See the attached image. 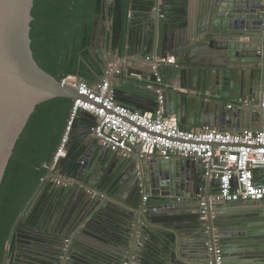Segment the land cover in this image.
Returning <instances> with one entry per match:
<instances>
[{
	"label": "water",
	"instance_id": "1",
	"mask_svg": "<svg viewBox=\"0 0 264 264\" xmlns=\"http://www.w3.org/2000/svg\"><path fill=\"white\" fill-rule=\"evenodd\" d=\"M34 1L0 0V184L15 144L35 108L58 98L72 103L79 98L72 85H62V81L43 71L33 58L30 25ZM104 1L109 6L114 0ZM149 2L150 36L134 48L130 45L127 55L121 58L118 52L111 56L108 53L112 22L107 10L103 20L106 43L101 47L97 45L95 23L89 52L97 70L82 57L79 59L90 73L91 83L106 82L114 102L133 112H153L161 97L164 116L173 117L182 128L259 130L264 83V0ZM98 19L102 17H95ZM169 56L174 59L173 65L154 62L155 58ZM152 68L160 86L153 82ZM75 80L78 84L84 82L82 77ZM164 86H178L187 93ZM159 89L161 92L157 93ZM238 101H247L249 105L241 107L236 104ZM81 119L92 124L96 120L78 111L77 120ZM78 149L82 152L77 159L63 162L60 158L50 173L77 182L75 188L63 189L62 194L67 198L80 197L79 185L102 195L111 190L121 195L118 194L115 203L108 202V196L104 203L98 201L95 220L88 222V225H101L96 219L102 215L108 217L105 211L112 206V216L120 219L117 226L126 231V249L105 244L122 253L108 264H120L127 252L130 264H144L140 256L149 251V245L157 244L166 254L158 257L160 260L213 264L207 244L211 245L214 237L219 240L223 264H233V256L264 264V201L211 204L208 198L217 191L218 181L207 182V188L200 194L199 161L141 157L139 146L133 148L129 157H120L97 147L88 138H84ZM57 192H60L58 188L52 186L51 193ZM118 202L132 208V212L120 207ZM31 208L32 203L25 216ZM252 218L257 222L253 232L242 224ZM105 230L112 233L109 228ZM83 233L68 239L60 232L48 239L49 245L59 250L55 264L84 263L81 257L86 247L78 243ZM5 252L4 264H13L9 242ZM170 254L174 256L172 260ZM85 259L92 261V256L86 254Z\"/></svg>",
	"mask_w": 264,
	"mask_h": 264
},
{
	"label": "trees",
	"instance_id": "2",
	"mask_svg": "<svg viewBox=\"0 0 264 264\" xmlns=\"http://www.w3.org/2000/svg\"><path fill=\"white\" fill-rule=\"evenodd\" d=\"M147 1L140 2L137 8L145 10L150 3ZM129 2L130 0H114L107 6L104 0H35L31 11L33 22L30 25L34 60L43 71L59 82L68 77H82L84 82L91 83L92 77L79 59L82 57L97 70L89 52L95 17L104 18L107 10L112 22V50H121L128 36L133 46L136 39L132 32L128 35L127 31ZM71 107L72 102L65 98L38 105L15 144L0 184V264H4L8 242L12 257L16 251L18 256H25L24 248L31 246L34 247L32 253L35 255L34 259H30L31 263L55 264L57 261L55 256L59 254V250L49 245V240L42 231L43 225L50 219L54 208L53 198L57 193L52 194L51 184L41 180L48 173L47 167L60 143ZM82 121L89 123L86 119ZM76 122L77 119L73 128ZM72 133L73 130L63 162L74 161L82 152L77 143H72ZM40 191L41 196L25 216ZM102 216L97 218V222L101 224L99 227L88 228L89 235L115 245L127 244L126 231L117 226L119 219L112 215ZM107 228L112 233L105 232ZM148 252L141 255L142 262H149ZM85 255L86 253L81 257L83 264H91L85 261Z\"/></svg>",
	"mask_w": 264,
	"mask_h": 264
},
{
	"label": "built area",
	"instance_id": "3",
	"mask_svg": "<svg viewBox=\"0 0 264 264\" xmlns=\"http://www.w3.org/2000/svg\"><path fill=\"white\" fill-rule=\"evenodd\" d=\"M154 62L158 65H173L174 59L155 58ZM154 69L151 70L152 79L159 85L160 80ZM70 82L66 78L62 85H72L79 98L72 103L60 143L50 166L47 167L48 173L41 182L58 189L77 186L74 179L53 177L50 172L60 158L66 157L77 112L83 111L96 119L90 128L91 139L100 148L110 150L117 156L127 158L133 153V148L139 146L141 157L199 161L203 179L206 182L218 181L217 191L208 198L211 204L264 201V83L259 130L223 131L207 127L189 130L180 127L173 117L164 116L161 97L158 98L153 112H133L114 102L106 82L101 85L87 82L78 84L75 79ZM164 87L187 93L178 87ZM160 92L161 89L157 90V93ZM236 104L241 107L249 105L247 101H238ZM79 188L88 196L99 194L82 185ZM199 192L201 194L203 189L200 188ZM145 201L146 198H143L142 202ZM200 204L204 206L203 201ZM207 248L213 254V264H223L218 238L214 237L212 244H207Z\"/></svg>",
	"mask_w": 264,
	"mask_h": 264
},
{
	"label": "crops",
	"instance_id": "4",
	"mask_svg": "<svg viewBox=\"0 0 264 264\" xmlns=\"http://www.w3.org/2000/svg\"><path fill=\"white\" fill-rule=\"evenodd\" d=\"M140 2L147 3L148 1L147 0H130L129 2L127 31H128V35L130 32H132V36L134 35V39H136L134 45L132 46L130 44V41L128 40L130 36H128L121 50L120 49L112 50V48L107 47L108 53H110V56L114 52H118V58L119 57L121 58L127 55V49L130 45L134 48L135 45H138L142 41V39L150 36V30L152 28L151 21L148 16V13L150 12V10L147 8L145 10H140L139 8H137ZM103 20L104 18L102 17L101 20L98 19L96 22H97V25H99V28L103 29L106 33L107 32L106 24L105 22H103ZM100 34L102 33H100L99 31L98 36H97V40L99 43L101 41ZM98 46L101 47L102 45L100 44ZM168 58H172V57L169 56ZM109 59L112 60V57H109ZM127 64L129 66L131 65L129 63ZM112 66L113 64H111V67ZM74 79L75 77H68V80L71 82H73ZM135 79H138V78H135ZM87 83H90V82H87ZM90 84H93V83H90ZM227 102L235 103L232 101H227ZM88 122L89 123L83 122L82 119L77 120L74 128H72L73 130V133L71 136L73 140L72 143L73 144L77 143L78 147L80 146V143L84 141V138L86 139L88 138L89 140H92L90 137V128L93 124L90 121ZM183 128L186 130H189V129L196 128V126H193L192 128H188V127H183ZM96 146L99 147L97 144ZM57 177H60V176H57ZM200 188H202L203 191L205 190V188H207V182L203 179L202 172H201ZM58 190L60 192H57V194L53 198L54 208L50 215V219L42 227L43 235L47 237V235H50V231H52V234L54 236L59 235V233L62 232V235L66 236V238L69 239V238H72L73 235L77 233L79 234L80 232L83 231L84 235H80L78 237V243L86 247L84 249V252L86 254H88L89 256H92V261H89L91 264H108L110 260L114 258L115 255H119V256L122 255V253L118 252L117 249H115L114 247L106 246L110 244L115 245L112 242L97 239L95 237L90 236L88 233L89 231L88 228L99 227L98 225H95V224L88 225V222L95 220L96 214L94 213V210H96L95 207H96L97 202L100 200L99 201L100 203H104L108 196L107 201L110 203H115V201L117 200L118 194H119L118 191L111 190L110 193H103L102 195L103 197L100 194H96V196H88L85 193L81 192L80 193L81 199H80V197L78 198L74 195L72 197L67 198L66 196L62 194L63 189H58ZM41 194H42V191H40L38 195L35 197V199L32 202V207L34 203L36 202V200L39 199ZM119 206L122 207L123 209L126 208L128 212H132V208L130 207L127 208L128 206L126 205H122L121 203H119ZM111 210H114L112 206L110 207V210L108 209L105 211L110 217L112 215ZM142 224H144V227H146L145 221H142ZM100 228L102 229V227ZM191 238L192 236H189V239ZM127 245L128 243L120 244L119 246L126 249ZM129 245H130V242H129ZM158 246L159 244H157L156 246L149 245V249L152 248L148 252L149 262L145 263L143 261L144 264H177V263H174L173 261L172 263L167 262L169 261L168 258H167V261L160 260L158 257L160 256L166 257L164 256L166 254L164 253L163 250H160ZM24 249L26 251L25 256H20V255L18 256L17 251L14 253V256H13L14 263L13 264H33L30 262V259L32 258L34 259L35 257V255L32 253V251H34V247L32 248L31 246H29V247H25ZM125 256L126 258H124V260L120 264H124V263L130 264L127 258L128 252L125 254ZM170 256L172 260L174 256H172V254H170ZM140 258L142 259V256H140ZM231 260L233 264H259L257 260L248 258V257L233 256ZM184 262L186 264H196L195 261L187 262L184 260Z\"/></svg>",
	"mask_w": 264,
	"mask_h": 264
},
{
	"label": "flooded vegetation",
	"instance_id": "5",
	"mask_svg": "<svg viewBox=\"0 0 264 264\" xmlns=\"http://www.w3.org/2000/svg\"><path fill=\"white\" fill-rule=\"evenodd\" d=\"M96 29L98 30V32L100 31V33H102V34H100L101 35L100 43L98 42V40H96L97 41V45H100V44L103 45V43L105 44L106 43V41H105L106 40L105 31L103 29L99 28V25H97V23H96ZM242 224H243V227L248 229V231L253 232V231L256 230V229H254V227L257 224V222H256V220L254 218L248 219V220L244 221ZM244 232L247 233V230L244 231ZM47 237H48V239H51L52 237H54V235L52 234V231H50V235H47Z\"/></svg>",
	"mask_w": 264,
	"mask_h": 264
},
{
	"label": "rangeland",
	"instance_id": "6",
	"mask_svg": "<svg viewBox=\"0 0 264 264\" xmlns=\"http://www.w3.org/2000/svg\"><path fill=\"white\" fill-rule=\"evenodd\" d=\"M66 158V157H65ZM65 158H62V159H65Z\"/></svg>",
	"mask_w": 264,
	"mask_h": 264
}]
</instances>
